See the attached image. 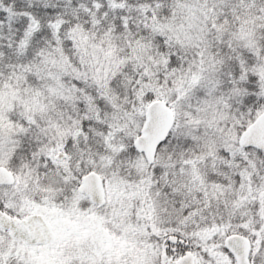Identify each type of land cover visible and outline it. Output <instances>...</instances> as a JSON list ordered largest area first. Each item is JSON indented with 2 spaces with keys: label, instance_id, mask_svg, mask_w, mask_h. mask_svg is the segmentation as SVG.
<instances>
[{
  "label": "snow or ice",
  "instance_id": "obj_1",
  "mask_svg": "<svg viewBox=\"0 0 264 264\" xmlns=\"http://www.w3.org/2000/svg\"><path fill=\"white\" fill-rule=\"evenodd\" d=\"M0 264H264V0H0Z\"/></svg>",
  "mask_w": 264,
  "mask_h": 264
}]
</instances>
